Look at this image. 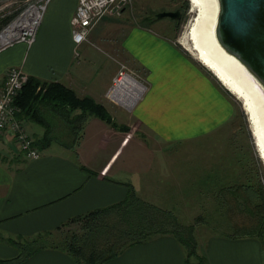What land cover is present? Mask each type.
<instances>
[{
    "label": "crops",
    "instance_id": "1",
    "mask_svg": "<svg viewBox=\"0 0 264 264\" xmlns=\"http://www.w3.org/2000/svg\"><path fill=\"white\" fill-rule=\"evenodd\" d=\"M133 1V19L127 11L121 17L107 14L86 41L75 44L69 20L77 0H50L33 41L0 52V86L5 70L17 66L28 78L59 83L100 103L119 62L147 84L132 111L119 105L113 109L116 123L132 132L118 130L97 117H88L77 133L50 123L47 128L43 124L48 121L43 115L47 106L39 107L43 118L31 120L16 107L15 117L23 121L40 155L27 159L10 133L0 136V258L17 253L5 238L53 235L69 218L122 202L131 192L158 202V197L168 198V192L189 190L194 184H187V178L180 182L189 171L178 174L181 165L190 164L183 155L187 151L211 150L229 160L228 153L240 149L237 143L243 136L215 134L234 116L233 98L209 70L173 41L176 20L147 18L141 8L143 0ZM52 144L64 152H57ZM210 170L202 184H211L215 176L217 185L225 184L220 189H239V173L223 171L219 177ZM230 175L236 183L231 188L227 185ZM51 245L37 249L19 264H78L66 251ZM199 253L203 261H186L181 245L168 234L129 245L100 264H264V234L211 235Z\"/></svg>",
    "mask_w": 264,
    "mask_h": 264
},
{
    "label": "rangeland",
    "instance_id": "2",
    "mask_svg": "<svg viewBox=\"0 0 264 264\" xmlns=\"http://www.w3.org/2000/svg\"><path fill=\"white\" fill-rule=\"evenodd\" d=\"M171 2V0H143L141 1V4L143 5L141 6V8L145 10V15L147 16V18H151L154 20L156 19V13L166 10V8H182L184 0H180L179 2L175 3ZM132 5L133 6L131 10H129V8H125L119 15H116V17H121L122 13L124 11H127L129 16L133 19L134 15L132 14V12L134 9V1H132ZM6 14H8V12H6ZM192 14L193 12H191L190 10V5H188L185 14H183L186 18L184 22H182L179 26V20H181V18L177 21H174L176 23V26L174 28L173 41H175L178 45L180 44L179 38L181 37L183 31L186 29L187 23L190 20ZM160 19L172 21V19L168 17H162ZM156 31H158V33L160 32L159 30ZM16 44L19 43H14V45ZM124 64L128 67L126 63ZM135 74L136 77H140L145 82V80L140 75H138L137 73ZM229 95L231 96V98H233V103L235 106L234 116L225 127L221 128L215 134L243 136V141L237 143V145L240 146V149L238 151L234 150L233 152H230L233 154L239 152V154L234 156L228 153L229 157L231 158H229V160H223V158H220L218 154L215 155V152L211 150L207 151V153H209L208 155L206 151L202 153L199 148L193 151H187L185 154L183 153V155L186 157L187 163L190 164H184V166L181 165L178 168V174L180 175V173H182V170H188L189 172L185 175V177H182V180L180 177V182L182 181L183 183L187 178V184L194 185H191V188L189 190L185 189L180 190L179 192H168V198L158 197V202L157 200H155L156 198H154L155 201L151 200L153 202L145 201L144 199L140 198L148 205L156 206L162 211H168L171 216L176 217V222L178 223V225H181L185 228H187L188 226H192L194 236L198 245V252H200V249L202 248L203 243L208 236H234L235 234L240 233V231H234L235 227H237L238 225L244 226L246 224L256 222L257 220H260V222L264 221V170L261 161L257 156V152L255 151L252 137L250 136L251 134L248 128V122L246 123L245 120L246 114L241 107V102L237 100L233 95ZM100 104L105 108L106 113L114 121L117 120L119 122V120L115 117V113L113 110L117 107L116 103L109 101L106 97V94H104V99L103 101H100ZM57 108V111H54L46 107L45 111H43V115L45 114L44 116H46L48 122L53 126V128L55 127L63 130L64 128L69 129V127L65 125L62 116L60 115L61 111H64V108H62L61 110L59 107ZM132 109L126 110L130 112L132 111ZM51 146L57 152L58 150L64 152L63 149L59 148L57 144H52ZM208 158L211 160H209ZM235 159H239V165H233L234 161H236ZM206 160L211 161L212 164L210 162H207ZM205 161L206 163L203 164V162ZM224 162H227L230 167H224ZM208 163L210 164L208 165ZM223 167L226 169H224ZM210 169L213 172H218L219 177L222 176L219 173L223 171L228 175L239 173V180L236 181L237 183L241 184L238 186L239 189H220L224 188L222 186H225V184L217 185L218 181L215 180V176L214 179H212L211 184H209L208 182V184H202L204 183L203 180L206 179L205 175L208 174ZM233 178L234 177L230 175L228 180L229 183L227 184L228 187L230 186V188L234 187V185L232 184H236L233 183L235 182ZM187 184H183V186L188 187ZM183 186L181 185L182 188ZM205 187H207L208 189H205ZM241 187H243V189H241ZM142 215H145L147 217H150L151 215V218H157L160 223L167 226L166 229L175 228L174 223L170 219V216L162 213L156 214L154 211L152 213L151 209H149L148 207H141L138 203H134V205L126 209H121L118 212L109 214V216H100L98 219H96V222L94 221L96 228L95 240L98 243L102 242V244H104L107 240L106 238H108V235H106L108 231H111V229L114 228L112 229V231H115L116 233V231L119 229L118 227H120L125 220L127 222L133 223L134 226L139 225L141 223L140 218ZM81 230L82 222L71 221L69 222V224L61 226L58 230H54L53 235L47 237L46 241L48 244L61 246V243L65 239H68L73 234L80 233ZM99 234H104L106 236H104V239H102V237H98ZM10 240L19 241L14 237L5 238V243L10 245L11 247L13 246ZM27 247H31L30 242L28 243ZM13 249L16 250L15 247H13Z\"/></svg>",
    "mask_w": 264,
    "mask_h": 264
},
{
    "label": "trees",
    "instance_id": "3",
    "mask_svg": "<svg viewBox=\"0 0 264 264\" xmlns=\"http://www.w3.org/2000/svg\"><path fill=\"white\" fill-rule=\"evenodd\" d=\"M188 5V1L184 0L182 8H180L183 14H185ZM183 14L181 20H179V26L186 19ZM214 79L217 80L215 77ZM41 105H45L54 111H57V107H59L60 110L64 108V111H61V114H59L62 116L65 125H67L71 130V133H77L82 122L86 121L88 117H97L118 130L132 132L130 128L117 124L106 113L105 108L100 103L94 101L91 97H80L76 95L73 90L62 86L59 83H44L35 78L29 77L27 82L14 98V106L20 109V113L23 117L31 120L33 118L35 119V117L39 118V116H43L39 111V107ZM43 122L47 128L50 127L48 121L43 120ZM69 145L73 146V144ZM134 203H138L141 207H148L151 209L152 213L154 211L156 214L162 213L170 216L175 228L166 229L167 226L160 223L157 218H151V215L150 217L142 215L140 218L141 223L139 225L134 226L133 223L125 220L124 223L118 227L119 229L116 233L115 231H112L114 228L111 227L112 232H107L106 235H108V238H106L107 240L104 244H102V242L98 243L95 240L96 228L94 221L100 216H109L111 213L118 212L121 209H126L134 205ZM176 220V217L171 216L168 211H162L156 206L146 204L139 197H137L134 192H131L122 202L69 218L62 224V226L69 224L71 221H80L82 222L81 232L73 234L68 239H65L61 243V246L53 244L51 246L58 247L61 250L66 251L78 264H100L112 259L122 249L129 245L147 242L156 237L169 234L173 236L181 245L186 261H203L202 255L197 251L198 245L194 236L193 227L188 226L185 228L178 225ZM234 231H240V233L235 234V236L263 235L264 221L260 222V220H257L256 222H252L251 224H246L244 226L238 225L235 227ZM51 233L52 232H46L44 234H36L27 238H18L19 241L10 240L12 246L17 250L16 256L8 259L0 258V264H19L32 252L44 246H49L50 244L47 243L46 238L49 237ZM106 235L99 234L98 237H102V239H104V236ZM29 242L31 243L30 248L27 247Z\"/></svg>",
    "mask_w": 264,
    "mask_h": 264
},
{
    "label": "built area",
    "instance_id": "4",
    "mask_svg": "<svg viewBox=\"0 0 264 264\" xmlns=\"http://www.w3.org/2000/svg\"><path fill=\"white\" fill-rule=\"evenodd\" d=\"M50 0H0V33L7 28L18 15L36 8L40 9L41 15L32 21L28 28L14 34L12 37H5L0 43V52L14 43H24L27 46L33 41L35 33L40 25L43 12ZM133 0H77L74 14L69 23L71 26V37L75 44L86 41L88 33L97 25L103 16L107 14L119 15L125 8H132ZM8 12V14H6ZM31 22V21H30ZM4 27V28H3ZM28 76L20 67L12 66L5 70L2 85L0 86V136H6L8 132L13 138L16 147L27 159H35L40 155L39 150L34 146L32 138L28 136L23 121L15 117L17 111L14 106V98L20 89L27 82ZM134 81L135 83H133ZM145 82L136 77L124 63L119 62L118 68L111 79L106 91L109 101L131 110L146 92ZM119 92V93H118ZM115 94H132L131 104L125 106L113 99ZM133 106V107H131ZM130 107V108H128Z\"/></svg>",
    "mask_w": 264,
    "mask_h": 264
},
{
    "label": "bare ground",
    "instance_id": "5",
    "mask_svg": "<svg viewBox=\"0 0 264 264\" xmlns=\"http://www.w3.org/2000/svg\"><path fill=\"white\" fill-rule=\"evenodd\" d=\"M188 2L193 14L179 38V43L184 49L190 51L209 72L212 71L217 76L218 79L215 77L217 81L231 95L243 103L241 107L243 106L242 109L244 108L243 111L248 116L252 130L251 137L253 136L252 140L254 139L253 145L264 168V87L236 58L226 53L220 46L215 35L219 14L218 0H189ZM40 15L38 6L25 14L18 15L16 20L0 33V43L5 37L10 38L28 28L29 24ZM112 97L125 106L131 104L132 94H128V97L125 94H115Z\"/></svg>",
    "mask_w": 264,
    "mask_h": 264
},
{
    "label": "water",
    "instance_id": "6",
    "mask_svg": "<svg viewBox=\"0 0 264 264\" xmlns=\"http://www.w3.org/2000/svg\"><path fill=\"white\" fill-rule=\"evenodd\" d=\"M218 2L219 14L215 35L220 46L226 53L236 58L264 87V0H218ZM155 17L178 20L181 18V10L177 8L160 11ZM210 72L217 78L212 71ZM241 104L243 105L242 102ZM246 120L252 135L248 116Z\"/></svg>",
    "mask_w": 264,
    "mask_h": 264
},
{
    "label": "flooded vegetation",
    "instance_id": "7",
    "mask_svg": "<svg viewBox=\"0 0 264 264\" xmlns=\"http://www.w3.org/2000/svg\"><path fill=\"white\" fill-rule=\"evenodd\" d=\"M182 14H183V12L181 11V17H182Z\"/></svg>",
    "mask_w": 264,
    "mask_h": 264
}]
</instances>
